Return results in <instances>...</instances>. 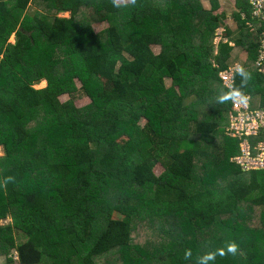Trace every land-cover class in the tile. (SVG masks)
I'll return each mask as SVG.
<instances>
[{
    "label": "trees",
    "instance_id": "obj_1",
    "mask_svg": "<svg viewBox=\"0 0 264 264\" xmlns=\"http://www.w3.org/2000/svg\"><path fill=\"white\" fill-rule=\"evenodd\" d=\"M200 1L0 0L4 264H264V168L232 159L244 138L226 134L234 89L264 107V21L235 0L231 30L219 0ZM231 42L243 87L235 70L219 76ZM246 141L254 157L264 129ZM146 217L167 228L161 254L132 241ZM215 225L224 236H209Z\"/></svg>",
    "mask_w": 264,
    "mask_h": 264
},
{
    "label": "rangeland",
    "instance_id": "obj_2",
    "mask_svg": "<svg viewBox=\"0 0 264 264\" xmlns=\"http://www.w3.org/2000/svg\"><path fill=\"white\" fill-rule=\"evenodd\" d=\"M121 1H128V0H121ZM220 2V7L218 10L215 11V13H223L224 14V24L225 27L231 29V30H235L236 25L235 22L232 19V13L236 10L235 8V0H219ZM201 5L208 9L209 8V4L207 0H201L200 1ZM60 16L62 17H68V13H62L60 14ZM107 24L106 23H93L92 27L94 29L95 32H99L100 30L106 28ZM224 33L223 28H219L216 30V36L213 39V44L217 45L218 41L221 40L223 42L226 41L225 38H221L222 35ZM9 42L13 43L14 42V35L11 34L9 37ZM231 46H233V43H230ZM159 48L157 46H153V51L154 52H158ZM244 57H245V52L241 51L240 48L233 46V50L231 52V56H230V61L232 62L231 65V69L238 67V65L244 61ZM224 72L220 73L219 76L221 77V75ZM76 87H79V83L76 81L75 82ZM170 81L167 80L166 81V85H169ZM46 85L45 81H41L40 83L34 85V88L39 89V88H43ZM68 96L67 95H62L59 97L60 101H65L67 100ZM88 99L84 96H79L78 98L75 99V105L76 106H82L85 105L86 103H88ZM43 116L41 115H36L35 119L33 122H31V124H29V127L34 126L36 124H39L42 120ZM144 120L141 119L140 120V124H143ZM227 135H231V132H227ZM232 137V135H231ZM213 141H216L215 139H213ZM240 150L242 151L240 156H235L234 159L236 162H239L242 166H244L245 163H250L252 162V160H248V158L245 156L246 150L248 149L246 143L244 141H242L240 143ZM4 156V150L3 147L0 146V158ZM262 159H264V151L262 150L261 153H259V156ZM1 165H0V169H1ZM154 171L156 174H159L162 171V167L160 165H155ZM220 180V178H217ZM160 219H157L155 217H146L144 219H142V221H139L137 227L133 230L132 232V241L134 243V245L139 246L140 248L143 249H149L151 250L150 253H158L161 254L164 251L168 250L170 248L169 246V241L167 240V228L164 226V224L159 221ZM9 220H3L1 221V224H5L8 223ZM209 236H212L214 239L218 238V237H222L225 234H223L225 231L221 229V227L219 225H215L213 227H211L209 230ZM18 235V236H17ZM16 236V241L18 243L22 242L24 240V237L20 234H17ZM12 253V252H11ZM5 262V256L0 254V264H4ZM155 261L150 262L149 264H155ZM96 264H98L96 262ZM142 264V263H140Z\"/></svg>",
    "mask_w": 264,
    "mask_h": 264
},
{
    "label": "built area",
    "instance_id": "obj_3",
    "mask_svg": "<svg viewBox=\"0 0 264 264\" xmlns=\"http://www.w3.org/2000/svg\"><path fill=\"white\" fill-rule=\"evenodd\" d=\"M246 1L251 6L252 18L264 21V0ZM255 64L259 67L258 70L260 71V73L264 74V35H262L260 40L258 55ZM236 68H230V70L224 71V73L221 75V79L223 80V83L225 85H228L231 82L232 72ZM248 98L249 97H247L244 104H241L232 99V112L229 115L230 124L228 127L229 131L234 137H237L238 139L244 138L243 140H241V142L244 141L246 145L247 137L256 135L260 129H264V107L250 108ZM247 147L248 149L246 150L245 156L248 158V160H252V162L245 163L243 167L246 169L264 168V159L258 157L259 153H261L262 150L264 151V143L262 141L258 143V153L254 157H251L249 146L247 145Z\"/></svg>",
    "mask_w": 264,
    "mask_h": 264
},
{
    "label": "clouds",
    "instance_id": "obj_4",
    "mask_svg": "<svg viewBox=\"0 0 264 264\" xmlns=\"http://www.w3.org/2000/svg\"><path fill=\"white\" fill-rule=\"evenodd\" d=\"M235 71H236L237 75L240 77V85H241V87H243L246 84V82H247V80L249 78V74L242 67H237L235 69ZM228 95L229 94L221 93L219 98L220 99H227ZM230 95H231V98L233 100H235V101H237V102H239L241 104H244L246 102L247 97L244 95V93L239 88L234 89L232 91V93H230ZM11 179H12V177H7L6 181L7 180H11ZM229 251H234V247H230ZM201 264H204L203 260H202Z\"/></svg>",
    "mask_w": 264,
    "mask_h": 264
},
{
    "label": "crops",
    "instance_id": "obj_5",
    "mask_svg": "<svg viewBox=\"0 0 264 264\" xmlns=\"http://www.w3.org/2000/svg\"><path fill=\"white\" fill-rule=\"evenodd\" d=\"M239 66V65H238Z\"/></svg>",
    "mask_w": 264,
    "mask_h": 264
}]
</instances>
